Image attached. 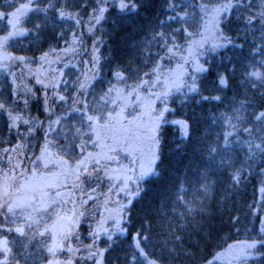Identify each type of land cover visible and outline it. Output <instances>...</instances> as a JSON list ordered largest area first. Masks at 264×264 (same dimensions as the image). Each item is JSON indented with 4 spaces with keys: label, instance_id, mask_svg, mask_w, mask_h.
<instances>
[{
    "label": "snow or ice",
    "instance_id": "1",
    "mask_svg": "<svg viewBox=\"0 0 264 264\" xmlns=\"http://www.w3.org/2000/svg\"><path fill=\"white\" fill-rule=\"evenodd\" d=\"M148 6L149 0L0 4V74L11 83L0 95V137H7L0 143L11 145L0 149V264H105L121 236L130 237L125 264H214L224 255L208 260L199 253L212 246L225 217L232 227L240 223L232 212L239 211L235 197L245 174L259 169L264 176V0H165L126 59L102 61L97 28L111 17L114 32L118 20ZM82 28L95 38L90 59L71 79L69 64L56 66L82 49L88 55ZM233 30L236 37L228 34ZM241 35L251 39L247 53L234 42ZM24 38L26 48L18 49ZM229 48L238 53L223 55ZM237 77L239 90L228 97ZM25 78L40 87H28ZM205 104L225 110L210 113L211 124L195 136L205 119L196 109ZM178 112L181 119L168 118ZM217 124L223 131L212 134ZM176 125V148L195 141L193 155L164 179L165 134ZM40 131V152L30 156ZM260 224L256 236L228 245V264L264 257V218ZM62 252L68 258L56 259Z\"/></svg>",
    "mask_w": 264,
    "mask_h": 264
},
{
    "label": "trees",
    "instance_id": "2",
    "mask_svg": "<svg viewBox=\"0 0 264 264\" xmlns=\"http://www.w3.org/2000/svg\"><path fill=\"white\" fill-rule=\"evenodd\" d=\"M26 2V0H23ZM189 6L195 4L199 5L200 3H208L215 4L218 0H186ZM248 0H245L247 3ZM5 3V0H0V4ZM165 0H149V6L146 10H142L141 14L126 18L124 20H118L117 23L119 27L113 32V23L112 18L105 22H103L96 30L95 37H103V43H98L97 47L100 49V55L102 61L105 58L112 57L113 59L119 57L120 59H126L131 53L132 49L129 47L134 39H137L139 35H142L140 29L143 26H146L148 22L152 19V17L160 12L164 11ZM189 12H192L193 9L191 7L188 8ZM198 12V9H197ZM170 14L165 12V15ZM163 18V17H161ZM199 19V16H197ZM233 19L235 16L233 15ZM175 26V25H174ZM100 29H103L101 31ZM81 30L85 31V45L88 48L92 40L95 38L90 36L86 28H82ZM192 30L191 28L189 29ZM228 34L232 37H236V31L233 30L228 32ZM235 43L245 44V53L248 51V46L251 43V39L247 42L244 41L243 36L241 35L239 38H236ZM28 39L24 38L21 43L16 46H27ZM88 50V49H87ZM223 55L225 56H233L238 53L237 49L229 48L228 50H221ZM84 53V52H82ZM33 53L30 52V55ZM76 56H82L81 52ZM211 58V57H209ZM219 60V57H216ZM78 63H82L81 59L76 60ZM231 67V65H226ZM105 69H107V64H105ZM238 77L237 80L232 82V87L226 90V95L231 97L233 95L234 90L238 89ZM242 98V97H238ZM227 103V101H226ZM174 107H178V105H173ZM224 106L221 105L219 107L215 105L205 104L203 110L200 108L196 109V117L199 120L201 115L205 117V119L197 125V130L194 133L195 136H199L205 128L211 124V120L208 118L209 114L212 112L224 111ZM191 116L192 113L189 112ZM171 119H181V113H177L175 116H169ZM212 134L216 132H222L223 128L217 124L212 126L210 129ZM175 137V141L173 138ZM180 131L179 126H168L167 132L165 134V140L163 144V161L161 164V169L163 170L164 179L169 177L170 173L179 171L184 167V165L188 162L189 158L193 155V147L195 145V141L189 142L182 149H177L176 144L180 143ZM239 155L241 158L243 157V152H240ZM259 169H256L251 175L245 174L247 179L241 185L239 192L235 197L236 207L239 211H233L232 215L240 216V223L235 227L227 224V217H225V224L218 229L217 238L214 239L212 246L203 247L201 246V251L199 253L200 256L206 257L208 260L219 250L223 249L229 243L237 241V240H245L251 237L256 236L259 233L261 224V218H264V176L257 175ZM150 187L155 190L158 185L152 184ZM87 221V220H85ZM83 222L84 226L80 228V232L84 235L87 233V227ZM115 239V243L112 245L109 252L106 254L105 264H125V252L128 250V245L130 243V237L125 238L123 236ZM88 240H85L87 242ZM218 245V246H217ZM100 247H106V244H100ZM264 251V250H262ZM217 264H228V261H219ZM248 264H264V257L259 255L253 256L250 258Z\"/></svg>",
    "mask_w": 264,
    "mask_h": 264
},
{
    "label": "flooded vegetation",
    "instance_id": "3",
    "mask_svg": "<svg viewBox=\"0 0 264 264\" xmlns=\"http://www.w3.org/2000/svg\"><path fill=\"white\" fill-rule=\"evenodd\" d=\"M16 47L18 49L21 48V47L26 48V46H16ZM30 52H32V51H19L18 50L16 52V54L17 55H22V54L30 55ZM80 52H84V50L82 49ZM36 55H39V53L37 52ZM81 58L84 61L86 57L84 55V56H81ZM68 60H71L72 61V62H70V63H72V65L69 64V67L71 68V79H74L76 77V75H78V71L76 69L77 66L74 65V60H73V57L71 55H69L68 58L64 62L66 63V61H68ZM65 63H62L60 65H57L56 67L64 68V64ZM77 65H78V67L80 69H82L84 63L77 64ZM33 67H35V66H33ZM13 70L16 71V72H19V68H16V69H13ZM64 70H65L66 73L69 72V68H65ZM71 79L69 80V83H71ZM17 83L19 84L20 81L18 80ZM24 83L27 84L28 87H33V88H39L40 87L39 85H36L35 80L34 79H31V78H25ZM10 89H11L10 78H7L6 79L3 74H0V95L7 94L8 92H10ZM21 99H23V97ZM32 114L33 115H37V112H36V108L35 107L32 108ZM40 119H44V115L42 113L40 114ZM0 127H3V119L2 118H0ZM21 130L23 131L24 129H21ZM3 139H7V137H0V140H3ZM15 143H16V139H15V137H12L11 138V144H15ZM31 144L33 146L27 150L28 151V154L30 156L33 153H35V154L38 155L39 152H40V145L43 144V131L33 133L32 140H31ZM10 146L11 145H9V144L0 143V149H2L4 147H10ZM74 162L75 161H73V163ZM85 223L88 224L89 221H86Z\"/></svg>",
    "mask_w": 264,
    "mask_h": 264
},
{
    "label": "rangeland",
    "instance_id": "4",
    "mask_svg": "<svg viewBox=\"0 0 264 264\" xmlns=\"http://www.w3.org/2000/svg\"><path fill=\"white\" fill-rule=\"evenodd\" d=\"M209 5H211V4H209ZM91 47H92V43H91V45L87 48V49H88V55H85L84 53L81 52V55H82V56L85 55V57H86L85 60L90 59V55H91ZM69 55H71V56L73 57L74 65H76L77 68H79L77 64H80V63L76 62V60H77V56H76V55H72V54H69ZM79 57L81 58V56H79ZM70 62H72V61H71V60L66 61L67 64H71V65H72V63H70ZM64 63H65V62H64ZM66 63H65V64H66ZM82 63H83V60H82ZM174 64H175V61H173V65H174ZM84 67H85V65H83V68H84ZM77 68H76V69H77ZM83 68H82V69H83ZM79 69H80V68H79ZM138 111H139V109H137V111H132V112H131V115H127V113H126V115H127V119H128V120H131L133 116H136V115H137V112H138ZM122 163L127 164V161L124 160V161H122ZM113 166H115V165H113ZM104 190H106V186H105V189H104ZM89 207L91 208L92 205L90 204ZM89 223H90V222H89ZM237 241H241V240H237ZM89 242H90V241H87V242H85V243H89ZM235 242H236V241L231 242V243H229V244H234ZM229 244H228V245H229ZM228 245L225 246L223 249H221V250L218 251L219 253H224V255H222V256H220L219 258H217V259L215 260L214 264L219 263V261H228V255H227ZM213 256H214V255H213ZM213 256H212L209 260H213ZM67 258H68V254H67L66 252L59 253V254L57 255V257H56V259H58V260H66Z\"/></svg>",
    "mask_w": 264,
    "mask_h": 264
}]
</instances>
